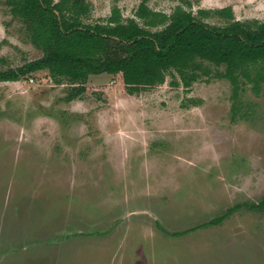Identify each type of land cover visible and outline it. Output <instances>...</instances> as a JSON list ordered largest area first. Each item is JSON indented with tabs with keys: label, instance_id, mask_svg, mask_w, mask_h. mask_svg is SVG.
<instances>
[{
	"label": "rangeland",
	"instance_id": "obj_1",
	"mask_svg": "<svg viewBox=\"0 0 264 264\" xmlns=\"http://www.w3.org/2000/svg\"><path fill=\"white\" fill-rule=\"evenodd\" d=\"M143 2L86 0L83 20L118 9L145 26ZM145 3L216 26L228 20L200 10L264 21V0ZM43 55L0 0V70ZM205 64L189 86L175 73L134 95L121 74L90 76L73 100L78 85L47 69L1 81L0 264H264V210L250 207L264 198V83L236 91L225 65Z\"/></svg>",
	"mask_w": 264,
	"mask_h": 264
},
{
	"label": "trees",
	"instance_id": "obj_2",
	"mask_svg": "<svg viewBox=\"0 0 264 264\" xmlns=\"http://www.w3.org/2000/svg\"><path fill=\"white\" fill-rule=\"evenodd\" d=\"M7 2L44 55L19 69L0 70V82L47 69L54 82L78 85L67 97L73 100L85 92L90 76L121 74L125 89L134 95L161 86L175 73L189 86L211 73L205 64L210 62L226 66L219 76L229 79L236 91L247 82L259 91L264 83V21L235 20L230 7L200 10L228 20L224 26L210 25L183 6L170 15L154 11L145 0L137 12L145 26L134 18L122 21L118 9L107 24L92 25L83 20L86 0ZM250 207L264 210V198ZM227 215L210 223L219 224Z\"/></svg>",
	"mask_w": 264,
	"mask_h": 264
},
{
	"label": "built area",
	"instance_id": "obj_3",
	"mask_svg": "<svg viewBox=\"0 0 264 264\" xmlns=\"http://www.w3.org/2000/svg\"><path fill=\"white\" fill-rule=\"evenodd\" d=\"M31 81L33 82V79H31Z\"/></svg>",
	"mask_w": 264,
	"mask_h": 264
}]
</instances>
